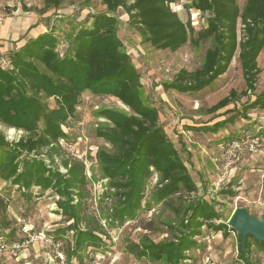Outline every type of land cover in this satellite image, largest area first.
<instances>
[{"label":"trees","instance_id":"trees-1","mask_svg":"<svg viewBox=\"0 0 264 264\" xmlns=\"http://www.w3.org/2000/svg\"><path fill=\"white\" fill-rule=\"evenodd\" d=\"M176 1L102 0L106 12L91 14V25L81 27L71 36L63 53L57 48L58 39L51 29L12 51L8 55L12 67L0 65V124L23 130L14 141L0 131V177L17 185L29 198L34 195V186L41 193L51 190L58 196V213L65 216L68 224L52 235L54 242H58L73 231L72 240L60 248L67 264L73 258L84 264L88 248L92 247L95 253L105 243L107 226L121 225L145 207L143 200L146 183L152 176L151 167L160 174L152 194L158 202H167L182 190L188 193L198 190L185 160L160 121L159 109L143 99L141 73L118 36L119 18L115 13L120 8L128 14L129 24L138 30L143 41L154 48L176 51L188 42L198 47L212 40L201 66L194 70L179 69L173 80L162 83L165 90L200 94L227 72L238 53L245 89L239 92L232 88L205 109L207 114L215 113L233 103V108L224 111L231 114L212 124L193 125L191 129L217 133L234 124L238 117L249 119L250 110H264V90L256 91L261 73L258 57L264 49V0H246L242 8L237 0H190L189 7L207 14V25L199 29L173 10ZM62 2L43 0L38 11L58 8ZM85 91L114 96L129 109L105 107L98 112L111 122L96 130L97 136L110 144L98 150L97 158L116 197L105 225L100 215L89 218L85 159L68 152L62 141L69 140L64 126L77 122L78 105ZM243 96L248 99L238 107L236 104ZM7 210L8 203L0 196V237L5 240L9 239L7 233L16 231V222L9 218ZM187 210L189 215L187 221L182 218L185 230L179 242H154L143 237L130 243L132 254L153 259L167 256L173 264H180L184 250L197 243L194 237L202 234V227L221 230L224 235L236 231L229 226V218L216 222L223 214L204 198H198ZM82 223L85 225L81 226ZM252 240L264 247V242L249 236L244 252L239 235L240 257L250 264Z\"/></svg>","mask_w":264,"mask_h":264},{"label":"rangeland","instance_id":"rangeland-1","mask_svg":"<svg viewBox=\"0 0 264 264\" xmlns=\"http://www.w3.org/2000/svg\"><path fill=\"white\" fill-rule=\"evenodd\" d=\"M7 2H22L25 8L31 9L39 7L38 5L42 7L44 4L43 0H0V8L7 6ZM237 2L242 8L246 0ZM189 6L190 0H177L173 10L178 12L183 20H190L196 29L205 27L207 14ZM101 12H106L102 0H63L60 7L47 11L45 23L48 30L53 29L57 36L59 51L63 53L67 49L71 36L81 27L91 25V14ZM115 15L119 18L118 36L141 73L143 99L147 104L159 109L160 121L185 160L198 190L192 193L182 190L167 202H158L153 199L152 194L160 180V174L151 167L152 176L146 183V196L143 200L145 207L135 217L127 218L123 224L113 228L107 226L105 243L94 250L95 253L91 251L92 247H89L84 264H173L167 256L161 259L136 257L130 251L129 245L131 242H139L143 237L154 242H179L185 230L182 218L187 219V208L198 198L208 200L223 214L221 219L215 220L216 222L230 218L237 206H245L253 215L264 219V153H248L243 150L237 157L228 156L226 153V145L231 138L264 131V110H250L249 119L238 117L234 124L227 125L217 133L191 129L193 125L207 122L212 124L231 114L224 111L233 108V103L215 113L207 114L205 109L226 96L232 88L239 92L245 89L238 53L226 74L200 94L165 90L162 83L173 80L179 69L184 67L194 70L201 66L206 49L212 46V40L198 47L188 42L176 51L157 49L143 41L138 30L129 24V16L122 8ZM258 64L261 73L256 91L260 92L264 90V49ZM247 99L248 96H243L236 105L241 107ZM49 103L53 105L54 101L50 99ZM105 107L129 111L114 96L84 94L78 105L77 122L74 126L71 125L72 121L69 126H64L70 135L69 140L62 139L68 152L83 157L87 163L89 192L86 204L89 206V218L100 215L104 225L116 202L114 189L110 187L109 179L104 175L97 158L100 148L110 146L96 133L101 126L111 125L107 118L98 113ZM0 131L6 134L8 140L18 139L23 132L2 124ZM66 142L72 145H67ZM61 169L63 170V167ZM227 190H231L235 195ZM33 191L34 195L29 198L17 185L0 177V196L8 203L9 218L16 222V231L7 233L9 239L6 240L19 244L15 252L0 254V264H62L57 242H54L52 234L68 223L64 220L65 216L58 213V196L51 190L41 193L37 186H34ZM148 204L151 205L150 209ZM24 226L32 232L46 234V241H31L23 229ZM8 231L7 229L6 232ZM72 235L73 231H69L63 236V241L58 242L65 245L72 240ZM194 238L197 243L184 250L180 264H250L240 257L237 231L230 230L228 235H224L221 230L213 231L204 226L202 234ZM63 255L66 259V255ZM208 255L213 258L212 262H206ZM250 262L264 264V247L254 240L251 244ZM71 264L79 263L73 258Z\"/></svg>","mask_w":264,"mask_h":264},{"label":"crops","instance_id":"crops-1","mask_svg":"<svg viewBox=\"0 0 264 264\" xmlns=\"http://www.w3.org/2000/svg\"><path fill=\"white\" fill-rule=\"evenodd\" d=\"M6 5L7 6H4V8H0V58L2 56H8L12 51L21 47V45L28 39L34 38L39 34L48 31L45 23L46 12L40 13L38 11V9L41 8L40 5H38L39 7H35L33 9L25 8L22 2L14 4L7 2ZM261 53L259 57L261 56ZM89 93L91 92L85 91L83 95ZM18 130L23 131L21 129Z\"/></svg>","mask_w":264,"mask_h":264},{"label":"built area","instance_id":"built-area-1","mask_svg":"<svg viewBox=\"0 0 264 264\" xmlns=\"http://www.w3.org/2000/svg\"><path fill=\"white\" fill-rule=\"evenodd\" d=\"M0 65L3 67H8V68L12 67L10 57L2 56L0 58ZM243 150H245L248 153H259V154L262 153L263 154L264 153V133H259L256 135H245L239 138L232 139L227 142L226 153L228 154V156L237 157L243 152ZM77 157H80V156H77ZM64 170L65 169H63V171ZM23 229L27 233V235L30 237L31 241L32 240L46 241V234L42 232H39V233L32 232L31 229L28 228L27 226H24ZM61 245L62 244L60 242L56 243L59 258L61 259L62 264H67L64 260L65 258H63L64 257L63 252L60 250ZM18 248H19V244H17L16 242L9 243L4 238L0 237V254L5 253L7 251L15 252ZM211 258L212 257H210L209 255L206 256V262H212L213 258L212 259Z\"/></svg>","mask_w":264,"mask_h":264},{"label":"water","instance_id":"water-1","mask_svg":"<svg viewBox=\"0 0 264 264\" xmlns=\"http://www.w3.org/2000/svg\"><path fill=\"white\" fill-rule=\"evenodd\" d=\"M231 228L240 235L241 249L246 252L249 236L264 242V219L253 215L245 206H237L228 220Z\"/></svg>","mask_w":264,"mask_h":264}]
</instances>
